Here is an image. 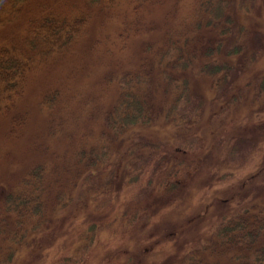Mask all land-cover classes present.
Instances as JSON below:
<instances>
[{"label":"trees","instance_id":"obj_1","mask_svg":"<svg viewBox=\"0 0 264 264\" xmlns=\"http://www.w3.org/2000/svg\"><path fill=\"white\" fill-rule=\"evenodd\" d=\"M115 2L79 0L71 1L67 7L69 3L63 0H0V27H6L9 33L0 40V117L9 122L10 137H22L29 123V113L20 109L19 103L25 96L31 72L49 60L70 54L87 37L99 14ZM130 2L134 14L146 10L152 19L141 17L131 29L124 27L117 34L125 45L124 51L134 37L153 36L146 35L129 64L131 67L114 66L109 59L113 68L102 74L99 86L115 91L116 95L107 102L105 108H109L95 117L99 141L94 139V143L81 142L77 146L71 143L68 147L73 148L71 157L53 150L54 160L50 164L37 162L15 184L4 188L0 198V264H14L28 235L38 224L48 223L52 214L74 202L72 193L81 195L86 187L89 195H98L102 191L99 181L102 176H106L105 185L117 184L116 173L110 166L123 163L122 170L127 176L121 175L120 180L129 185L140 182L145 172L143 162L159 146L140 135L138 129L158 122L180 131L198 126L208 111V100L215 97L220 105H230L237 99L243 82L253 86L255 97H264V72L257 75L253 85L248 81L253 69L247 68L260 62L264 37L261 31H256L251 40L248 38V25L239 16L242 3L245 12L251 11L246 0ZM158 10L162 11L160 23L154 18ZM160 27L163 35L157 38L155 32ZM121 52L120 55L126 54ZM129 57L119 56V62ZM196 76L207 80L209 93L197 92L193 85ZM63 95L67 94H61L59 88L44 91L40 103L49 112V118L64 104ZM251 118L258 125L257 130L262 131L264 124ZM54 133L67 132L61 126ZM70 135L68 132L69 140L73 138ZM233 144L242 147L243 142L238 139ZM219 147L223 150L224 144ZM166 148L169 150V146ZM134 157L143 165L132 162ZM70 158L72 161L67 160ZM165 158L156 161L154 171L164 165ZM172 177L168 175L167 181L159 183L160 192L171 193L177 187L170 183ZM152 182L149 178L139 192L147 193ZM94 228L92 225L91 229ZM205 253L228 264H264V198L259 205L223 215L211 244L202 252L193 250L180 264H212Z\"/></svg>","mask_w":264,"mask_h":264},{"label":"rangeland","instance_id":"obj_2","mask_svg":"<svg viewBox=\"0 0 264 264\" xmlns=\"http://www.w3.org/2000/svg\"><path fill=\"white\" fill-rule=\"evenodd\" d=\"M71 1L79 2L63 3H69L68 7ZM133 6L130 0H116L99 14L87 37L70 54L49 60L31 72L25 96L19 103V108L29 113L22 137H10L9 122L0 117V198L4 188L15 184L31 166L37 162L50 164L54 160L53 150L59 155L70 154L71 143L77 146L81 142H95V117L109 108H105L107 102L116 95L115 91L99 86L104 73L113 68L109 59L114 66L131 67L129 64L145 38L153 36L145 33L147 36L134 37L124 51L125 45L117 34L131 29L141 17L152 19L146 10L134 14ZM246 6L251 11L245 12L242 3L239 16L248 25V38L251 40L256 31L264 37V3L246 0ZM161 13L158 10L154 16L158 23ZM6 32V27H0V40L9 35ZM162 35L160 27L155 37ZM119 50L126 54L120 55ZM129 55V59L119 62V56L126 59ZM248 69H253L248 80L253 85L257 75L264 72V51L260 62ZM193 85L203 95L210 92L203 77L196 76ZM239 86L237 99L230 105H220L215 97L208 100V111L198 126L180 131L158 122L138 129L140 135L159 146L144 165L135 157L132 160L145 167L140 182L129 185L120 180L121 175L127 176L123 163L110 166L118 186L105 185L106 176H102V191L98 195H89L86 187L81 195L72 193L74 202L52 214L48 223L38 224L28 235L14 264H180L193 250L202 252L211 244L223 215L259 205L264 198V129L258 131L255 121L249 120L251 116L264 124V97H255L253 86L248 87L246 82ZM55 88L67 95H63L65 102L60 110L49 118L40 101L44 91ZM98 92L102 93L95 97ZM61 126L67 133H54ZM68 132L73 136L70 140ZM238 139L242 140V147L233 144ZM146 154L149 156V151ZM162 156L166 157L164 165L154 171ZM168 175L173 176L170 183L177 187L164 194L159 183L167 181ZM149 178L153 181L151 188L140 193ZM206 253L212 264H228Z\"/></svg>","mask_w":264,"mask_h":264}]
</instances>
